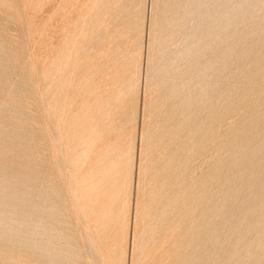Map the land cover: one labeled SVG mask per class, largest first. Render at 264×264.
Instances as JSON below:
<instances>
[{"label": "bare ground", "instance_id": "1", "mask_svg": "<svg viewBox=\"0 0 264 264\" xmlns=\"http://www.w3.org/2000/svg\"><path fill=\"white\" fill-rule=\"evenodd\" d=\"M105 1L100 0L92 13V46L84 49L87 75L76 78L74 99L67 101V75L61 80L59 74L82 53V46L76 49L78 35L58 52L53 73L45 72L50 92L45 97L44 116L52 130L55 160L69 152L66 143L74 144L69 209L85 248V264H126L123 242L128 234L130 194L135 202L132 257L139 252L149 264H264V53L255 55L250 49L236 56L245 75L218 67L217 56L199 64L204 49L214 52L224 39L234 36L239 24H248L262 9L264 0H239L228 6L224 0H173L169 6L172 15L162 27L168 33L166 40L183 31L181 37L190 42L181 59L198 66V77L212 71L210 80H201L186 92L184 83H175L140 109L134 108V97L141 76L136 73L141 50L123 48L125 36L116 30L123 5L113 7L115 0ZM149 18L150 44L153 10ZM262 33L264 26L247 33V38L256 43ZM163 61L160 70H166L173 59ZM142 63L147 75L151 72L148 56ZM227 79L234 82L230 89L224 88ZM163 85L159 83L155 89L160 92ZM158 99L160 103L153 109ZM164 106L169 114L165 128L152 136L146 122L162 114ZM134 112L136 121H132ZM232 114L237 119L216 141L223 145L222 153L217 155L220 152L214 150L217 156L208 171L192 179L187 175L189 164L205 150L204 140L215 126ZM67 118L73 136L64 140ZM131 130H136L134 154L129 140L125 142ZM159 147L168 151L160 168L152 159ZM151 163L154 167L148 171ZM7 182L0 181V203ZM138 223L142 226L137 233ZM49 238L43 244L53 248L39 250L43 256L53 261V253H59L80 264L79 256L68 250L71 245L62 243L66 236Z\"/></svg>", "mask_w": 264, "mask_h": 264}, {"label": "rangeland", "instance_id": "2", "mask_svg": "<svg viewBox=\"0 0 264 264\" xmlns=\"http://www.w3.org/2000/svg\"><path fill=\"white\" fill-rule=\"evenodd\" d=\"M94 1L96 0H0V181L8 179L7 187L1 193L2 202L0 203V264H74L72 263L74 258H64L59 253H53V261H49L40 253L44 249L53 248L43 244L52 235L66 236L67 239L62 243L71 245L68 249L70 253L73 256H79L80 264H85V248L82 247V241L74 230L69 209L71 203L69 178L74 170L71 163L74 148H71L74 144L70 141L66 143V149H69V152L66 156L61 154L58 158L65 163L55 160L50 136L52 130L47 126L44 116L45 97L50 92L45 72L53 73L54 59L58 58V52L78 35L76 49L82 46V53L73 59V64H67L65 71L59 74L61 80L64 75H67L66 92L69 95L67 101L74 99L76 78H84L87 75L86 66L89 62H86L87 51L85 52L84 49L92 46L90 24L93 22L94 14L92 13L100 0H97L92 8ZM115 2L113 7H116L118 3L123 5L121 25L116 29L120 35L125 36L122 42L123 48L129 51L140 52L141 50L142 55L139 67L136 69V73L140 72L141 76L136 85L134 108L140 109L156 95L161 94L164 88L175 83H184V92H186L193 89L197 82L210 80L212 71H206L203 76L201 74V77H198V66L193 64L192 60L188 63L181 59L183 49L190 42L189 39L185 40L181 37L183 31L180 30L171 39L166 40L165 36L168 33L164 32L162 27L172 15L169 6L173 4V0H115ZM237 3L239 0H224L226 6ZM151 10L154 12V21L151 25L149 44L147 32H149ZM136 20H139L137 24H135ZM136 26L138 29L134 31ZM188 26L191 24L189 23ZM263 26L264 6L256 11L255 17L248 24H239L234 36L224 39L214 52L204 49L199 64H204L217 56L220 62L218 67L229 73L245 75L246 72L237 64L236 56L250 49L255 55L258 52L264 53V33L256 43L254 39L247 38V33L259 31ZM246 29L249 31L246 32ZM228 49L231 51L226 53ZM225 54L227 55L224 56ZM145 55L148 56L151 65V72L147 75L143 63L141 64ZM167 57H171L173 61L168 64L166 70H160L164 65L163 60ZM162 82L164 85L159 92L155 86ZM225 82V89H230L234 85L233 80L227 79ZM159 103V99L156 100L153 109ZM71 110L75 111V108ZM167 112L168 107L164 106L162 114L156 118L151 117L146 122V125H150L147 127L148 133L156 136L164 130V122L169 115ZM123 114L121 113L118 118ZM205 115L204 112L201 117ZM136 119L134 112L132 121ZM236 119L237 117L232 114L224 119L219 127L215 126L217 129L214 128V133L209 136V139L204 140L205 150L189 164L188 176L197 179L208 171L216 156L223 150V145L216 143L221 139L218 137L222 136L229 127L227 125L232 124ZM64 135V140L73 136L69 118L66 119ZM135 136L136 130H131L129 137L125 140V142L129 140L132 154L135 152ZM214 150L220 153L214 155L216 154ZM167 153V148L156 149L152 158L157 162L156 167L162 166ZM54 161L55 166L58 164L57 168L54 166ZM152 167H154L153 163L147 166V170L149 171ZM128 199V234L123 242L126 264H131L132 261L134 264H149L145 261L144 255L139 252L134 257L131 256L135 202L132 194L128 196ZM49 208L53 209L49 210ZM141 226L138 223L137 233ZM110 229L114 230L113 224ZM31 232L36 235H31ZM59 242L61 243L59 240H54V243ZM58 261L61 262L58 263Z\"/></svg>", "mask_w": 264, "mask_h": 264}]
</instances>
